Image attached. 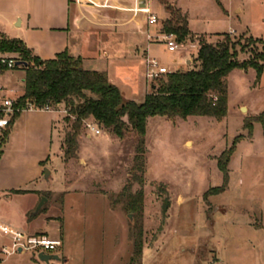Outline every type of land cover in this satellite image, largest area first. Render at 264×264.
Segmentation results:
<instances>
[{"label": "rangeland", "instance_id": "rangeland-1", "mask_svg": "<svg viewBox=\"0 0 264 264\" xmlns=\"http://www.w3.org/2000/svg\"><path fill=\"white\" fill-rule=\"evenodd\" d=\"M168 2L188 14L194 32L221 33H191L176 52H169L164 43L158 45L151 55L171 72L197 68L200 41L216 44L225 40L223 34L238 44L237 50L245 48L239 52L240 62L253 59L262 64L251 52H263L258 41H264V0ZM151 8L160 19L152 36L158 40L166 11L158 0ZM231 28L244 31L223 33ZM150 30L154 32L153 27ZM113 42L116 48L119 43ZM141 73L139 68L132 81L121 78L125 101L142 103L151 93ZM25 77L22 66L0 70V87L19 100ZM228 86V114L222 120H148L143 185L136 182L142 174L134 170L139 139L134 131L120 139L95 124L101 130L95 135L87 127L94 121H87L76 157L68 160L65 139L74 117L66 104L55 106L57 113L18 114L0 164V225L26 232L20 226L27 219L35 220L33 231L62 240L59 264H264V125L255 122L264 120V72L258 79L254 69H235ZM237 137L242 139L235 145L226 177L218 159L226 152L222 157L226 161ZM45 154L50 160L42 166ZM45 168L52 177L38 179ZM12 189L42 192L18 194ZM212 189L222 190L212 193ZM140 190L144 191L142 211L132 212L130 197ZM44 198L47 202L36 213ZM9 242L0 234V252ZM0 258L2 264L38 263L35 252L9 258L0 253Z\"/></svg>", "mask_w": 264, "mask_h": 264}, {"label": "trees", "instance_id": "trees-1", "mask_svg": "<svg viewBox=\"0 0 264 264\" xmlns=\"http://www.w3.org/2000/svg\"><path fill=\"white\" fill-rule=\"evenodd\" d=\"M165 6L170 15L163 24V33L173 34L178 42L186 40L191 32L187 17L176 9L168 0H158ZM225 40L216 44L201 40L199 44L196 66L189 71L171 72L164 75L152 85L142 103L125 101L118 87L110 83L106 72L85 70L82 60L70 56L67 52L58 54L55 59L42 60L34 56L27 45L18 39H9L0 33V53L18 54L17 62L26 71L24 94L18 100L21 107L33 102L37 107L66 104L69 115L74 117L71 131L65 139V158L76 157L79 137L87 121L93 120L105 131L124 139L128 131L138 135L134 170L142 176L136 179L140 185L144 183L146 135L148 120L153 117L167 119L189 117H209L224 119L228 114V77L235 70L254 69L260 79L264 72V42L262 54L253 50L252 56L259 58L262 64L249 60L240 62L239 52L228 34ZM20 66L12 70L19 69ZM7 71V68H0ZM90 95H88V94ZM255 122L264 120L257 118ZM251 130L252 124H246ZM242 139L237 137L229 149L226 161L218 159L219 169L228 176V165L235 151L236 143ZM3 152H0V159ZM44 165V164H42ZM222 189L211 190L218 193ZM14 193L25 194L28 191L18 190ZM144 202V191L140 190L130 197L128 207L132 212H141ZM138 256L142 254L139 244ZM1 261V260H0Z\"/></svg>", "mask_w": 264, "mask_h": 264}, {"label": "crops", "instance_id": "crops-1", "mask_svg": "<svg viewBox=\"0 0 264 264\" xmlns=\"http://www.w3.org/2000/svg\"><path fill=\"white\" fill-rule=\"evenodd\" d=\"M152 1L0 0V33L9 39L22 40L34 56L44 61L55 59L58 54L63 52L80 58L85 70L106 72L110 83L118 88L122 84V77L132 81V76L136 75L139 68H142L141 80L145 79L146 84L149 85L150 82L146 78L147 60L155 58L152 57V52L158 45L164 43L161 39L152 40L159 25L148 24V14L153 13ZM173 6L187 15L191 33L221 34L194 32L190 27L188 14L182 8ZM236 13H241V9H237ZM228 16H230L229 13ZM169 17L170 15L166 11L165 19H169ZM158 20L160 23L159 18ZM151 27L154 28V32H151ZM242 31L244 30L231 28L223 33H240ZM113 40L119 43L116 48H112ZM191 48H196V46L193 45ZM196 49L198 51L199 47ZM0 56L3 55L0 54ZM6 57L16 58V56ZM188 62V59L185 60L186 64H189ZM152 85L150 83L151 88ZM39 112L55 113L56 111ZM19 116L13 121L7 132L8 137L2 151L0 164ZM54 128L53 124L51 132ZM44 156L46 159L41 164L50 160V155L45 154ZM52 175L51 172V177ZM43 176L44 172L41 171L38 179H43ZM18 190L28 191L31 195L36 193L39 195L42 192L32 189H12V192ZM8 192L10 193V191ZM34 221L27 219L24 226H20V228L29 234L44 233L39 230L33 231ZM0 260L2 264V258Z\"/></svg>", "mask_w": 264, "mask_h": 264}, {"label": "built area", "instance_id": "built-area-1", "mask_svg": "<svg viewBox=\"0 0 264 264\" xmlns=\"http://www.w3.org/2000/svg\"><path fill=\"white\" fill-rule=\"evenodd\" d=\"M148 24L158 25L159 20L157 16L153 13L148 14ZM158 39H161L167 47L169 52H176L182 46L179 44L177 37L173 34H161ZM16 58H10L6 56H0V68H7L12 70L16 68L17 65ZM171 73V70L166 66L160 64L156 58H148L146 63V78L151 83L154 84L164 75ZM26 111H43V112H54V107L44 106L37 107L33 102H27L25 107H21L18 99L10 98L4 88L0 87V152L3 151L4 145L7 140V132L10 129L14 118ZM88 129L91 133L95 135H101V130L97 128L95 124H88ZM0 234L4 238L10 240L9 244L4 245L1 248V254L6 258L14 256L16 254H21L23 252H35L37 254V264H46L39 259L40 254L46 255H58L57 251L63 246L61 239L51 238L43 234L31 235L26 232H22L10 225H0ZM62 259V258H61ZM3 260V259H2ZM63 259L58 261H50V264H59ZM1 264V262H0Z\"/></svg>", "mask_w": 264, "mask_h": 264}, {"label": "water", "instance_id": "water-1", "mask_svg": "<svg viewBox=\"0 0 264 264\" xmlns=\"http://www.w3.org/2000/svg\"><path fill=\"white\" fill-rule=\"evenodd\" d=\"M17 65H18V66H21V63L18 62ZM50 177H51V171H50L49 169L45 168V169H44V179H45V180H49ZM46 202H47V199L44 198L43 201H42V203H41L40 206L38 207L36 213H39V212H40V210L43 208V206H44V204H45ZM39 259H40V261H42V262H44V263H46V264H50V261H52V260H53V261H58V262H60V261L62 260L61 257L58 256V255H53V256H51V255H46V254H43V253L39 255Z\"/></svg>", "mask_w": 264, "mask_h": 264}]
</instances>
